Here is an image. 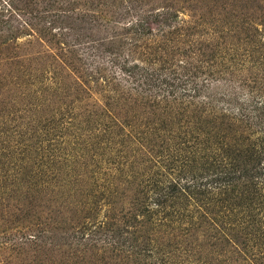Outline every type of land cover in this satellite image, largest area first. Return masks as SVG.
<instances>
[{"label": "rangeland", "instance_id": "rangeland-1", "mask_svg": "<svg viewBox=\"0 0 264 264\" xmlns=\"http://www.w3.org/2000/svg\"><path fill=\"white\" fill-rule=\"evenodd\" d=\"M0 264H264V0H0Z\"/></svg>", "mask_w": 264, "mask_h": 264}]
</instances>
